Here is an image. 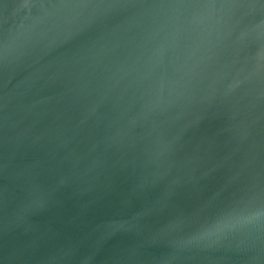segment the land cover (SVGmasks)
<instances>
[{"label":"water","instance_id":"1","mask_svg":"<svg viewBox=\"0 0 264 264\" xmlns=\"http://www.w3.org/2000/svg\"><path fill=\"white\" fill-rule=\"evenodd\" d=\"M261 208L264 0H0V264H264Z\"/></svg>","mask_w":264,"mask_h":264},{"label":"snow or ice","instance_id":"2","mask_svg":"<svg viewBox=\"0 0 264 264\" xmlns=\"http://www.w3.org/2000/svg\"><path fill=\"white\" fill-rule=\"evenodd\" d=\"M250 211H255L254 209L250 210ZM259 215L261 217H264V208H261V210L259 211Z\"/></svg>","mask_w":264,"mask_h":264}]
</instances>
